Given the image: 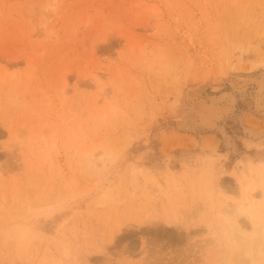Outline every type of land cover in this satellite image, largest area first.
Listing matches in <instances>:
<instances>
[{"label": "rangeland", "instance_id": "1", "mask_svg": "<svg viewBox=\"0 0 264 264\" xmlns=\"http://www.w3.org/2000/svg\"><path fill=\"white\" fill-rule=\"evenodd\" d=\"M263 86L264 0H0V234L65 196L41 240L0 242V264H44L62 244L75 264H250L206 224L264 164ZM226 91L232 111L196 125L199 100ZM171 201L177 225L156 220Z\"/></svg>", "mask_w": 264, "mask_h": 264}, {"label": "bare ground", "instance_id": "2", "mask_svg": "<svg viewBox=\"0 0 264 264\" xmlns=\"http://www.w3.org/2000/svg\"><path fill=\"white\" fill-rule=\"evenodd\" d=\"M242 81L244 82V80ZM237 85H239V83ZM260 91H262V95L258 96L257 101L259 109L264 111V90ZM220 102H224L225 108L221 109L218 107L217 104ZM234 102L235 97L233 93L227 91L226 93L221 94V96H219L217 100H213L210 104H207L208 102L199 100L201 108L198 109V117H196L198 119L194 120L197 123L196 125L207 128L213 127L214 125L212 126V121L213 118L216 117V114L218 118L223 114H229L233 109V106L235 104ZM220 109L222 110V112H218L220 111ZM94 165V171L98 172L99 164L96 163ZM249 167L254 169L257 175V179L248 177V180H246V172L241 173L237 181V186L235 187L236 195L232 198L230 203L227 202V199L225 197L220 196L218 198V205H212L210 203L208 204L210 215L207 219L206 225L217 233V241L219 242V245H222V247H227L226 249H228V247H230V243H238L240 246H242L240 255L246 257L250 264H262V261L264 260V164L258 163ZM140 173L141 168L134 165L130 170H128L127 177L128 179H130L131 184H134L138 181ZM181 190L182 189H180L178 185L175 184L173 186V191H178L179 193H181L183 192ZM51 200L54 201L44 204L30 205L26 209H24L25 211L22 215L14 218L13 220L5 222V228L0 234V242L2 244H7L9 242L14 243L17 247V250L19 252H23V250L28 249L31 243H34L37 240H41V232L39 226L41 219H46L52 216L55 211L65 206V196L62 197L60 195H55ZM104 201L105 198H98L96 204L102 205ZM160 208L162 209V207ZM178 208L179 206H176L173 201H171L166 210L164 209L163 213L165 214V216H163L164 214L161 216L159 215L160 217H157L159 219L156 220H162L168 225L179 224L176 222L179 218L178 216L180 213V210ZM165 211L167 212L165 213ZM243 216L247 217L249 220H251V222H253L255 226V230L253 233H247L239 228L237 219ZM179 220L181 219L179 218ZM122 224L123 223L118 224L116 232L121 231L120 225ZM112 232L108 235L105 234L106 237L103 236L102 241H112L114 238V233ZM103 233L104 231L101 232L102 235ZM59 252L61 254V257L56 259L51 258L44 264H75V262L79 261L78 258L80 254L78 253V251H75L71 256L68 247L63 246V244L59 248Z\"/></svg>", "mask_w": 264, "mask_h": 264}]
</instances>
